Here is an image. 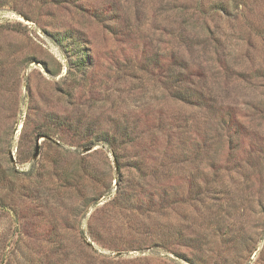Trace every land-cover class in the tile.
<instances>
[{
	"label": "rangeland",
	"instance_id": "374dc122",
	"mask_svg": "<svg viewBox=\"0 0 264 264\" xmlns=\"http://www.w3.org/2000/svg\"><path fill=\"white\" fill-rule=\"evenodd\" d=\"M0 264H264V0H0Z\"/></svg>",
	"mask_w": 264,
	"mask_h": 264
},
{
	"label": "water",
	"instance_id": "95a60500",
	"mask_svg": "<svg viewBox=\"0 0 264 264\" xmlns=\"http://www.w3.org/2000/svg\"><path fill=\"white\" fill-rule=\"evenodd\" d=\"M37 148H38V146H37V144L35 145V150H34V156L37 154Z\"/></svg>",
	"mask_w": 264,
	"mask_h": 264
}]
</instances>
